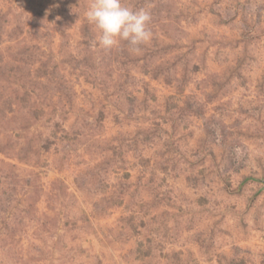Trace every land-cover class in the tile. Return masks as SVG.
<instances>
[{
    "label": "rangeland",
    "instance_id": "obj_1",
    "mask_svg": "<svg viewBox=\"0 0 264 264\" xmlns=\"http://www.w3.org/2000/svg\"><path fill=\"white\" fill-rule=\"evenodd\" d=\"M91 2L0 0V264H264V0H123L138 52Z\"/></svg>",
    "mask_w": 264,
    "mask_h": 264
},
{
    "label": "clouds",
    "instance_id": "obj_2",
    "mask_svg": "<svg viewBox=\"0 0 264 264\" xmlns=\"http://www.w3.org/2000/svg\"><path fill=\"white\" fill-rule=\"evenodd\" d=\"M85 17L99 30L96 42L105 50L126 41L131 50L138 52L140 46L152 38L148 27L150 12L145 9L133 10L123 0H92Z\"/></svg>",
    "mask_w": 264,
    "mask_h": 264
},
{
    "label": "trees",
    "instance_id": "obj_3",
    "mask_svg": "<svg viewBox=\"0 0 264 264\" xmlns=\"http://www.w3.org/2000/svg\"><path fill=\"white\" fill-rule=\"evenodd\" d=\"M23 60L22 58H19V57H16L15 58V60L14 61H12L13 63H14V65L16 66L17 65V68H18V60ZM24 62L26 63V66L28 65V63H27V60H25L24 59ZM49 66H43V67H38L37 68V70H36V73H34V74H31V73H26V75H33V79L34 80H36V79H40V78H42V77H44L43 75L45 74L44 73V70H46L47 68H48ZM46 75V77H47V79L49 78V80L50 79H52V77L51 76H53V75H55V69H51L48 73H46L45 74ZM35 77V78H34ZM35 84V83H34ZM10 103V102H9ZM24 104H27V103H24ZM10 106H8V108H5V107H2V105H1V102H0V111H3V112H5L6 110L7 111H13L11 108H9ZM6 109V110H5ZM2 112V113H3ZM4 117H6L7 118V115L6 116H4ZM0 118V122H2V120H5V118ZM5 141L6 142V148L8 147V151L9 152H13V153H15L16 154V158H20V159H22V160H25V158L27 157V155L31 152V146L33 145V144H29L27 147L28 148H25V147H22V148H20V150L19 151H15V149H16V141H15V143H13V144H11V142H13L11 139H10V137H8V138H0V151L1 152H3V153H5L4 152V150L2 149V146H3V143H1L2 141ZM28 150V152L29 153H27L25 150ZM18 152V153H17ZM34 152H36L37 153V151L36 150H34ZM29 159V158H28ZM30 161L29 162H31V163H33L34 161H33V157H30V159H29ZM35 164L34 165H38V162H34ZM9 166L10 167H8V168H4L5 167V164H4V162H3V160H0V184H2V183H5V184H7L6 186H0V195H2V196H7V194H8V192H9V182L11 181V179H13V177L16 179V177H15V174H14V171L13 170H15V168H17V167H15V165L14 164H9ZM10 168H12L11 170H10ZM11 172V173H10ZM32 173H33V171H32ZM37 178H31V179H28V182L30 183H34V181L36 180ZM38 184H39V178L37 179V188H36V185L31 189V192H33L32 193V195L34 196V195H37V191H38ZM32 196V197H33ZM31 198V197H30ZM4 199H5V197H4ZM123 203V200H120L119 202H118V204L116 205L117 207H119L121 204Z\"/></svg>",
    "mask_w": 264,
    "mask_h": 264
}]
</instances>
